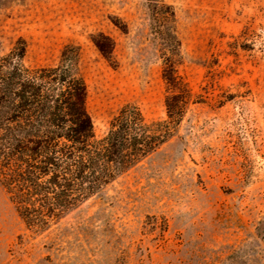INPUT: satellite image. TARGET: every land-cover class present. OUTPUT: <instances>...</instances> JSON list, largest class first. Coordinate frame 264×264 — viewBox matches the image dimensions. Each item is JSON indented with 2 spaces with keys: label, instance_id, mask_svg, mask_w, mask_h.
Segmentation results:
<instances>
[{
  "label": "rangeland",
  "instance_id": "1",
  "mask_svg": "<svg viewBox=\"0 0 264 264\" xmlns=\"http://www.w3.org/2000/svg\"><path fill=\"white\" fill-rule=\"evenodd\" d=\"M164 1L178 89L146 0H0L3 54L22 39L37 68L78 47L98 138L127 104L155 123L190 95L170 141L43 233L0 185V264H264V0Z\"/></svg>",
  "mask_w": 264,
  "mask_h": 264
},
{
  "label": "trees",
  "instance_id": "2",
  "mask_svg": "<svg viewBox=\"0 0 264 264\" xmlns=\"http://www.w3.org/2000/svg\"><path fill=\"white\" fill-rule=\"evenodd\" d=\"M146 1L151 27L164 45L163 77L178 89L175 11L164 0ZM104 39L96 46L109 58L113 47ZM26 49L20 39L3 54L0 42V185L26 228L43 233L170 141L190 95L169 97L168 119L155 123L127 104L98 138L78 47L65 46L59 64L37 68L24 64Z\"/></svg>",
  "mask_w": 264,
  "mask_h": 264
}]
</instances>
